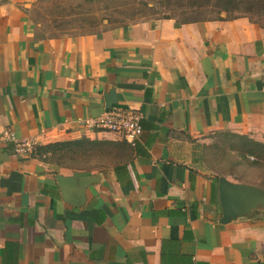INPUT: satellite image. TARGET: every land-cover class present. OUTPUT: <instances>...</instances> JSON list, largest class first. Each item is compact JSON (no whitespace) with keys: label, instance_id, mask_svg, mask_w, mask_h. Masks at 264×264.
<instances>
[{"label":"crops","instance_id":"0c3cea01","mask_svg":"<svg viewBox=\"0 0 264 264\" xmlns=\"http://www.w3.org/2000/svg\"><path fill=\"white\" fill-rule=\"evenodd\" d=\"M38 2L0 0V264H264V210L220 222L199 153L215 133L264 143V27L166 14L57 35ZM111 90L140 109L135 145L82 126ZM80 138L107 141L110 162L85 173L16 147ZM57 174L100 181L76 206Z\"/></svg>","mask_w":264,"mask_h":264},{"label":"rangeland","instance_id":"374dc122","mask_svg":"<svg viewBox=\"0 0 264 264\" xmlns=\"http://www.w3.org/2000/svg\"><path fill=\"white\" fill-rule=\"evenodd\" d=\"M235 11L216 8L218 0H39L35 20L51 34H74L96 30L107 25L126 24L148 18L174 14L178 20L232 18L248 16L264 27V0H236ZM209 2L207 5L202 3ZM202 4L198 5L192 4ZM152 6V7H150ZM207 143L199 144L205 167L218 175L227 174L241 182L261 183L264 165L250 163L252 158L239 153L243 141L225 143V135H210ZM224 139L226 140L224 142ZM230 142V141H229ZM235 145V146H232ZM72 159L65 161L70 163ZM54 165V163H52ZM210 169V170H211ZM211 170V171H212Z\"/></svg>","mask_w":264,"mask_h":264},{"label":"trees","instance_id":"16d2710c","mask_svg":"<svg viewBox=\"0 0 264 264\" xmlns=\"http://www.w3.org/2000/svg\"><path fill=\"white\" fill-rule=\"evenodd\" d=\"M209 2L202 3L204 6ZM199 7L203 6L202 4H196ZM236 0H218L215 4L216 8H221L229 12L235 11L238 9ZM152 7V6H150ZM167 13H165L166 15ZM173 18L177 17L172 13L170 14ZM243 16V15H241ZM235 16L232 18H236ZM178 20V19H177ZM208 19H192L188 18L181 22H192V21H201ZM180 21V20H178ZM254 22V21H253ZM217 135H225V143L234 144L243 141V144L239 147V153L241 155H246L247 158H252V165L254 164H263L264 165V143L255 141L247 136L238 135L232 132L216 133ZM230 141V142H229ZM235 146V145H232ZM39 158L49 163H54V166L57 168L66 167L77 170H85V173H90L93 168H100L105 166L110 162L111 155L113 153L110 151L109 143L107 141H94L89 138H80V139H70V140H61L53 141L49 143H42L35 146L33 150ZM68 158L72 159L73 162H66ZM224 175V174H223ZM223 175H218L223 176ZM217 177V179H218ZM238 181H242L237 179ZM254 184L252 182H248ZM258 185L264 188V180Z\"/></svg>","mask_w":264,"mask_h":264},{"label":"water","instance_id":"95a60500","mask_svg":"<svg viewBox=\"0 0 264 264\" xmlns=\"http://www.w3.org/2000/svg\"><path fill=\"white\" fill-rule=\"evenodd\" d=\"M113 91L111 90L107 97L106 108H111L118 101ZM57 181L65 201L80 206L85 202L87 187L99 182L100 176L57 174ZM219 193L222 205L220 222L222 223H228L240 217H250L256 210H264V188L258 185L231 181L225 176H220Z\"/></svg>","mask_w":264,"mask_h":264},{"label":"built area","instance_id":"2783aa9c","mask_svg":"<svg viewBox=\"0 0 264 264\" xmlns=\"http://www.w3.org/2000/svg\"><path fill=\"white\" fill-rule=\"evenodd\" d=\"M142 114L139 108L131 105L116 104L106 108L97 116L83 119L82 126L86 129L110 131L120 135L130 144L135 145L142 131ZM38 145L36 139L16 141L18 150L33 151Z\"/></svg>","mask_w":264,"mask_h":264}]
</instances>
